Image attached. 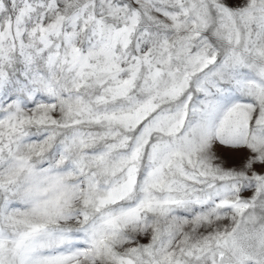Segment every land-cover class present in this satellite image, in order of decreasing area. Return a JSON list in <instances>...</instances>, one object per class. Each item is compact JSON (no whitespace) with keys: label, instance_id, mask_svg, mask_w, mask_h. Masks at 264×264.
<instances>
[{"label":"snow or ice","instance_id":"snow-or-ice-1","mask_svg":"<svg viewBox=\"0 0 264 264\" xmlns=\"http://www.w3.org/2000/svg\"><path fill=\"white\" fill-rule=\"evenodd\" d=\"M0 264H264V0H0Z\"/></svg>","mask_w":264,"mask_h":264}]
</instances>
